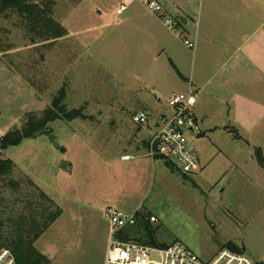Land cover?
Segmentation results:
<instances>
[{"label":"rangeland","instance_id":"rangeland-1","mask_svg":"<svg viewBox=\"0 0 264 264\" xmlns=\"http://www.w3.org/2000/svg\"><path fill=\"white\" fill-rule=\"evenodd\" d=\"M55 1L54 19L67 35L53 44H31L18 16L0 15V138L22 129L27 115L39 118L52 109L58 95L64 94L68 113L48 125L61 150L43 135L4 153L16 165L14 180L30 178L62 210L35 244L45 264H104L108 208L155 216L151 230L163 246L181 241L209 260L234 243L264 264V174L247 146L224 130L211 135L202 125L204 136L194 143L199 174L185 177L143 157L150 134L134 116L145 108L170 112L169 96L157 100L143 82L148 78L140 67L142 50L123 40L130 13L156 17L146 0L131 1L120 24L116 12L126 0ZM155 1L177 18L188 2ZM193 1V9L186 7L197 20L198 0ZM242 1L257 2L264 17V0ZM127 53L136 67L127 66ZM78 110L81 116L69 120ZM124 154L134 158L124 161ZM13 197L0 181V203Z\"/></svg>","mask_w":264,"mask_h":264},{"label":"crops","instance_id":"crops-1","mask_svg":"<svg viewBox=\"0 0 264 264\" xmlns=\"http://www.w3.org/2000/svg\"><path fill=\"white\" fill-rule=\"evenodd\" d=\"M194 3L188 0L185 5L191 8ZM197 3V20L186 6L180 8L183 15L179 17L185 37L195 43L193 50L150 14V19L145 20L136 12L130 13L123 40L132 49L142 50L140 67L148 78L143 82L146 88H154L157 100L163 95L169 96V100L193 89L198 100L194 113L200 126L204 125L211 135L227 131L250 149V157L256 162V150L262 149L264 153V17L255 1L198 0ZM116 15V23L120 24L122 15L117 12ZM191 21L193 29L188 28ZM126 56L127 66L136 67V59L130 53ZM144 111L161 114L158 110L145 108ZM146 146L147 141L143 145V157ZM135 150L141 151L140 147ZM125 156L134 158L124 154L121 159Z\"/></svg>","mask_w":264,"mask_h":264},{"label":"built area","instance_id":"built-area-1","mask_svg":"<svg viewBox=\"0 0 264 264\" xmlns=\"http://www.w3.org/2000/svg\"><path fill=\"white\" fill-rule=\"evenodd\" d=\"M127 5L129 4H123L117 14L122 15ZM144 5L188 49L195 48V43L184 36L181 18L167 13L155 0H146ZM197 101V94L191 89L186 93L173 95L168 100L170 112L167 114L141 110L134 116V122L150 134L146 157L163 161L168 168L183 176H195L202 170L201 159L194 146L195 141L204 134L194 113ZM123 159L129 160L131 157L125 156ZM138 213L128 215L114 208L105 211L110 233L104 264H258L246 253L228 248L221 249L213 258L205 260L181 241L163 246L136 240L129 237L128 233L138 226ZM147 221L156 223L157 218L149 216ZM0 264L17 263L12 253L3 249L0 251Z\"/></svg>","mask_w":264,"mask_h":264},{"label":"trees","instance_id":"trees-1","mask_svg":"<svg viewBox=\"0 0 264 264\" xmlns=\"http://www.w3.org/2000/svg\"><path fill=\"white\" fill-rule=\"evenodd\" d=\"M56 5L55 0H0V15L7 18L18 16L20 24L28 32L31 44H53L67 35V30L54 19ZM181 25L184 28L182 20ZM63 97L64 94L58 95L52 109L45 110L41 117L27 115L22 129L11 130L0 138V181L5 182L15 196L0 203V251L9 250L17 264H45L46 259L35 244L61 217L62 210L30 178L21 182L14 180L12 175L16 165L11 159H5L4 153L11 147L21 145L25 139L39 131L53 132L48 125L68 116L62 105ZM79 113V110L70 113L69 117L72 118L69 120L81 116ZM255 159L264 170L262 149L256 150ZM146 218L139 216L138 226L131 229L128 236L162 245L154 238L151 224ZM224 248L242 252L234 243H228Z\"/></svg>","mask_w":264,"mask_h":264},{"label":"water","instance_id":"water-1","mask_svg":"<svg viewBox=\"0 0 264 264\" xmlns=\"http://www.w3.org/2000/svg\"><path fill=\"white\" fill-rule=\"evenodd\" d=\"M43 135H46L48 136L49 140L54 144V146L57 148V149H60L61 150V147L60 145L57 143L56 141V137L55 135L53 134V132H51L50 130H42V131H39L37 133H35L33 136L35 138L37 137H40V136H43Z\"/></svg>","mask_w":264,"mask_h":264}]
</instances>
